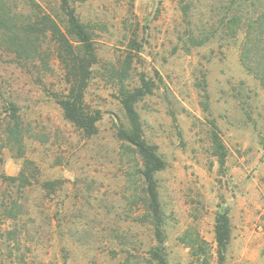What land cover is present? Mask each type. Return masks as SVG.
Masks as SVG:
<instances>
[{
    "label": "rangeland",
    "instance_id": "374dc122",
    "mask_svg": "<svg viewBox=\"0 0 264 264\" xmlns=\"http://www.w3.org/2000/svg\"><path fill=\"white\" fill-rule=\"evenodd\" d=\"M0 9L19 29L47 14L62 30L75 10L97 55L85 101L102 115L90 138L68 122L51 37L20 47L12 24H0V264H158L141 160L117 138L127 125L121 82L142 78L154 83L137 104L144 137L166 164L157 181L167 264H264V0H0ZM12 104L22 150L9 133ZM22 172L23 186L8 180ZM13 201L18 218L8 219ZM223 211L232 234L220 261Z\"/></svg>",
    "mask_w": 264,
    "mask_h": 264
},
{
    "label": "trees",
    "instance_id": "16d2710c",
    "mask_svg": "<svg viewBox=\"0 0 264 264\" xmlns=\"http://www.w3.org/2000/svg\"><path fill=\"white\" fill-rule=\"evenodd\" d=\"M66 14L67 26L65 30H62L47 14L35 15L34 22L30 21L23 29H19L13 21L14 18L1 13V9L0 24L4 26H8L9 23L12 24L10 31L13 32L14 40H19L18 45L20 47H26V45L38 47L42 38L51 37L56 47L57 58L64 69L65 82L68 85L67 93L56 96L57 103L65 119L90 138L98 133L97 124L102 116L100 110L92 109L85 101V93L91 79L92 67L97 62V55L88 26L80 22L74 9L67 10ZM141 81V86L130 89L123 85V81L121 82L119 99L126 114L127 125L118 128L117 138L135 149L141 160V177L145 186L144 195L148 216L153 220L155 235L158 243H160L151 251V256L158 264H167L161 248L164 240L163 212L157 181V174L165 169L166 164L159 155L157 146L148 143L144 137L143 124L137 111V104L153 93L154 83L145 78H142ZM12 109L14 111V124L9 128V133L16 136L15 139H18L19 142L17 141V143L22 150L23 140L19 135L17 108L14 104H12ZM212 138L214 155L218 157L223 168L226 164V147L216 131L213 132ZM21 153L23 152L21 151ZM8 180L11 182L20 181L21 186L28 183L23 172L20 176L10 177ZM18 207V202L13 201L10 206H4V214L8 219H17ZM231 234L229 213L226 211L219 212L215 221V240L220 261H223L225 257L231 241Z\"/></svg>",
    "mask_w": 264,
    "mask_h": 264
}]
</instances>
